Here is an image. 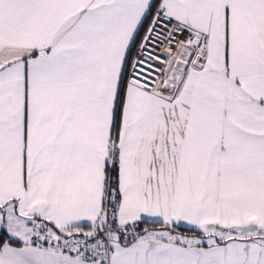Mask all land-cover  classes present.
Listing matches in <instances>:
<instances>
[{"label": "snow or ice", "instance_id": "6c2138e0", "mask_svg": "<svg viewBox=\"0 0 264 264\" xmlns=\"http://www.w3.org/2000/svg\"><path fill=\"white\" fill-rule=\"evenodd\" d=\"M0 264H264V0H0Z\"/></svg>", "mask_w": 264, "mask_h": 264}, {"label": "trees", "instance_id": "16d2710c", "mask_svg": "<svg viewBox=\"0 0 264 264\" xmlns=\"http://www.w3.org/2000/svg\"><path fill=\"white\" fill-rule=\"evenodd\" d=\"M147 226L151 227V226H153V225H150V224H149V225H147ZM181 230L183 231V230H185V229L182 228Z\"/></svg>", "mask_w": 264, "mask_h": 264}]
</instances>
